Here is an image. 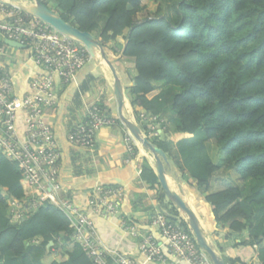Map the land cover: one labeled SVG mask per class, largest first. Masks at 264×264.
<instances>
[{"label":"trees","instance_id":"trees-1","mask_svg":"<svg viewBox=\"0 0 264 264\" xmlns=\"http://www.w3.org/2000/svg\"><path fill=\"white\" fill-rule=\"evenodd\" d=\"M152 1L51 0V10L79 31L92 34L103 48L122 38L123 57L133 60L136 71L128 88L135 123L149 140L148 123L139 114L168 115L174 132L193 136L179 146L178 155L185 175L201 194L209 191L210 178L219 170L209 156V141L226 168L250 183L248 193L231 187L206 195L204 202L220 230L227 229L222 237L215 235L223 241L232 239V248L242 253L225 257L224 263L247 264L256 252L264 264V213L253 222L264 208V0H179L171 7V16L162 13L161 0L151 10ZM87 83H82L75 101ZM154 84L164 88L148 100ZM149 141L168 153L164 141ZM140 177L158 191V200L166 198L147 164ZM9 199L21 203L25 199L21 172L0 154V259L4 255V264H29L26 260L32 251L49 255L66 245H71L64 254L67 260L51 264H93L74 244L67 217L51 203H41L14 225ZM171 203L165 206L167 218L190 234ZM35 239L39 244L31 243ZM220 251L224 252L222 247Z\"/></svg>","mask_w":264,"mask_h":264},{"label":"built area","instance_id":"built-area-1","mask_svg":"<svg viewBox=\"0 0 264 264\" xmlns=\"http://www.w3.org/2000/svg\"><path fill=\"white\" fill-rule=\"evenodd\" d=\"M0 19V54L5 40L17 42L25 46L28 60L45 73L32 77L31 94L20 98L15 95L12 77L0 68V154L19 167L25 197L22 203L8 200L11 223L19 224L29 212L48 201L67 217L74 244L93 264H212L197 246L191 231L189 234L179 222L173 223L165 213L156 211L150 217L147 231L141 230L131 218L121 216L123 191L119 186H97L88 202L89 212L61 195L58 182L61 153L48 112L57 106L56 79L64 86L74 84L78 71L89 60V53L81 43L28 16L17 5L0 1ZM18 113L24 114L23 139L15 124ZM139 118L147 121L149 127L158 122V117L143 112ZM118 121L104 105L92 104L84 120L69 131L68 143L93 150L98 133L119 125ZM150 130L157 136L153 127ZM123 140L126 151L133 154L137 142L128 131ZM94 213L107 220L116 219L121 235L137 241L139 257L106 247L89 217ZM150 229L158 234L160 241ZM31 243L39 244V241L35 239Z\"/></svg>","mask_w":264,"mask_h":264},{"label":"crops","instance_id":"crops-1","mask_svg":"<svg viewBox=\"0 0 264 264\" xmlns=\"http://www.w3.org/2000/svg\"><path fill=\"white\" fill-rule=\"evenodd\" d=\"M0 1L6 4L17 5L24 11L33 3L29 2V0ZM47 1L52 3L51 0ZM124 45L125 42L122 38H118L113 44L109 45L110 50L113 51L111 53H118L113 58H119L118 62L122 64L123 60L133 61L121 56ZM115 64L114 68L116 71ZM131 66L127 76L123 72L116 71V73L121 81L124 92L123 113L127 119L135 122L128 93V88L132 86L133 79L136 76L133 62ZM0 68L12 77L15 95L20 98L31 94L29 81L32 77L37 74H45L42 69L28 60L25 49H14L6 44L2 46L0 54ZM85 81H88V87L80 93L77 102L75 101V94L79 92L80 86ZM157 85L159 84H154V91L146 96L148 100L157 96L164 88H157ZM55 96L57 106L54 110L48 112V118L54 126V133L61 153L58 173L61 195L67 196L84 211L89 212L88 202L95 195V188L97 186H119L123 191L122 200L119 205L120 215L131 218L141 230L147 231L150 217L156 211L167 214L165 206L168 205V199L161 200L159 198L158 200V191L150 189L140 177L144 164H147L157 176L153 155L138 143L134 147L133 154H129L126 151V145L123 140L127 130L120 125L103 128L98 133L97 143L93 150L76 148L70 145L67 140L69 131L84 120L87 108L92 104L98 103L104 105L113 118H118L116 117L117 105L113 95V77L110 71L99 63L96 55L93 57L89 55L88 62L78 71L74 84L64 86L56 79ZM60 104L62 105V110L59 109ZM158 119L159 122L155 125L150 127L148 125L146 133L148 138H150L152 136L150 129L153 127L157 134L156 138L167 144L168 153L165 154L167 163L164 164V170L168 187L173 193L180 196L184 203L192 210L199 223L201 232L204 235L207 233L212 240L214 238V242L216 241L219 244V240L217 241L213 235L214 232L218 229L220 232L226 234L227 229L220 230V227L213 221L209 206L204 202V197L226 188L207 192L206 194H201L198 191L196 185L188 180L185 175V169L178 155L179 146L193 136L186 133L174 132L170 127L171 125L168 124V121L163 116L158 117ZM15 124L19 137L23 139L25 130L24 114H17ZM211 184L212 181H209V189ZM2 195L5 196V194ZM178 212L179 218L184 220L182 213ZM89 217L97 231L98 237L106 247L116 248L122 254L139 257L137 241L121 235L116 219L107 220L99 213L90 214ZM150 232L160 241V237H158V234L154 230L150 229ZM221 247L224 252L220 254L221 251H219V255L236 258L242 254L239 252V249L226 248L222 245ZM253 256L257 257V253ZM4 258V255L1 256L0 264H4ZM251 258L249 259L250 261ZM62 260H67V256L64 255ZM62 260L53 259L48 264Z\"/></svg>","mask_w":264,"mask_h":264},{"label":"water","instance_id":"water-1","mask_svg":"<svg viewBox=\"0 0 264 264\" xmlns=\"http://www.w3.org/2000/svg\"><path fill=\"white\" fill-rule=\"evenodd\" d=\"M28 14L33 17L38 18L42 22L48 24L57 32L61 33L64 36L70 37L77 42L81 43L88 51L90 56H94L96 50H99L100 56L103 59L107 69L110 71L113 77V95L115 97L116 105H117V117L123 127L131 134L133 139L146 151L150 152L153 155V158L156 163V171L158 182L160 188L162 189L165 197L168 201L172 202L182 214H184L187 218L188 227L194 237V240L197 246L209 257L212 264H225L223 260L215 253V251L210 247L208 242L206 241L205 237L203 236L199 223L192 212V210L184 203L180 196L173 193L166 182L165 179V170L164 164L167 163L166 155L158 149L157 147L153 146L150 141L143 135L139 126L127 119L123 113L124 107V92L121 81L117 76V73L114 68V64L119 61V58L115 60H108L104 53V48L97 43L94 36L90 33H85L79 31L76 27L71 25L68 22H65L58 14L53 12L47 6L43 5L39 0H33L31 6L28 7L26 10ZM4 43L14 49H25V46L10 40H5ZM125 45L122 49L121 56H123ZM62 110V105L60 104L59 107ZM53 245L50 242L47 246V251Z\"/></svg>","mask_w":264,"mask_h":264},{"label":"rangeland","instance_id":"rangeland-1","mask_svg":"<svg viewBox=\"0 0 264 264\" xmlns=\"http://www.w3.org/2000/svg\"><path fill=\"white\" fill-rule=\"evenodd\" d=\"M40 2H44L45 4H48L47 7L49 9H52L53 8V4L50 3L49 1L47 0H39ZM160 0H154L152 2H150L148 4V7L151 9V10H154L155 9V3ZM162 1V13L166 16H171V7L172 5H174L175 3H177L179 0H161ZM29 2H33V0H29ZM53 5V6H52ZM54 9V8H53ZM97 38V35L95 36ZM96 40V39H95ZM108 48V49H107ZM113 51L110 50L109 46L106 47V50L104 48V53H105V56L108 60H114L117 56L118 53L114 52V53H111ZM95 55L97 56V59L99 61V63H101L103 65V67L106 68V65L103 61V59L101 58L100 56V53H99V50L97 49L96 52H95ZM132 65V62L131 61H126V60H123V64L121 62H117L115 64V67H116V71L117 72H123L125 74V76H127V74L129 73V70L131 69V66ZM127 80V79H126ZM162 88L163 86L162 85H157V88ZM117 117V116H116ZM163 118H165L167 121H168V124L171 125V129H172V120L170 119V117L168 115H164ZM158 122H159V119H158ZM157 122V123H158ZM154 132L152 133V136L149 138V140H152V139H156L157 136H154L153 135ZM148 136V135H147ZM168 143H170L168 141ZM206 146H207V149H208V153H209V156L211 158V160L216 164L218 165L219 167V170L218 172H216L211 178H210V181H212V184H211V187L208 191L211 192V191H217V190H221V189H224V188H231V187H239L241 188L244 193H248L249 191V188H250V183L249 182H242L239 177L235 174L234 170H228L226 168V166L224 165V159L223 157L221 156V154L215 149V146H214V142L213 141H209L206 143ZM170 202V201H169ZM171 205H173L175 207V205L173 203H171ZM4 211V209H2ZM6 214H7V211L5 210ZM264 213V208L262 210H258L257 211V218H254L253 219V222L254 224L257 222V219ZM182 217L184 218V221H186L187 223V218L184 214H182ZM188 225V223H187ZM216 233H220V236L222 237L225 233H222L220 232L218 229L214 232V237L215 239L218 241L220 238H218L219 236H216L215 234ZM203 234V233H202ZM248 234V230L245 231L244 235L246 236ZM203 236L205 237L206 241L208 242L209 245H212L211 247L214 249L215 253L223 260V262H227L224 255H219V251H220V246H225L226 248L227 247H230L232 249L233 247V240L232 239H229L227 241H223V240H219V244L215 241L214 242V238L213 240L210 238V236L206 233L205 235L203 234ZM212 236V235H211ZM225 242V244H224ZM69 248H71V245H66V247L62 248V249H58L57 250H53L48 256L46 254H43L42 251L40 250H37V251H32L29 256L27 257V262L29 264H48L50 263L53 259L55 260H62L63 257H64V254H66V250H68ZM254 251H256V249H254ZM256 253V252H255ZM254 253V254H255ZM222 254V253H220ZM227 255V254H226ZM249 262V263H248ZM247 263L248 264H261V262L259 261V259L255 256H253L251 258V261L249 260Z\"/></svg>","mask_w":264,"mask_h":264}]
</instances>
